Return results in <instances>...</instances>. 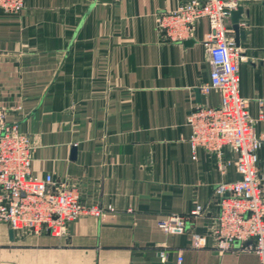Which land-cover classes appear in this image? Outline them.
<instances>
[{"label":"crops","instance_id":"1","mask_svg":"<svg viewBox=\"0 0 264 264\" xmlns=\"http://www.w3.org/2000/svg\"><path fill=\"white\" fill-rule=\"evenodd\" d=\"M189 0H25L0 11V108L35 144L31 172L75 186L84 205L109 206L82 215L57 237L13 232L0 221V264H259L254 252H218L210 236L192 248V232L208 235L218 213L214 186L236 179L216 169V157L188 142L186 116L217 106L203 45L208 24L172 41L155 27L156 14ZM203 1V0H201ZM242 8L237 47L239 91L264 132V0ZM226 24L231 29L230 17ZM227 158L234 156L225 152ZM264 198V144L258 151ZM196 203L197 217L188 215ZM186 216L183 234L156 222ZM165 250L161 260L159 251Z\"/></svg>","mask_w":264,"mask_h":264},{"label":"built area","instance_id":"2","mask_svg":"<svg viewBox=\"0 0 264 264\" xmlns=\"http://www.w3.org/2000/svg\"><path fill=\"white\" fill-rule=\"evenodd\" d=\"M235 0H189L175 10L156 14L155 27L169 40L181 41L190 36L194 24L205 18L208 24L203 45L210 59L209 81L200 86L202 93L219 92L217 106H195L186 116L190 127L188 142L195 158L197 149L212 153L216 169L226 175L230 166L236 179L219 181L213 189L218 213L208 235L192 232L190 246L203 248L207 237L218 252H254L264 264V198L258 178V151L264 144V132H257V119L249 114L246 98L239 91V62L242 56L226 24ZM25 0H0V11L16 13ZM0 108V221L13 232L36 236L44 233L57 237L68 234L69 224L82 215L100 217L108 208L97 204L84 205L75 186L55 182L52 174L42 177L31 172L35 144L19 130L16 123L6 120ZM234 154L227 158L225 152ZM203 206L196 203L188 215L197 217ZM186 216L172 213L160 218L156 225L165 234H183ZM161 260L166 251H159ZM182 261L181 254L177 264Z\"/></svg>","mask_w":264,"mask_h":264},{"label":"water","instance_id":"3","mask_svg":"<svg viewBox=\"0 0 264 264\" xmlns=\"http://www.w3.org/2000/svg\"><path fill=\"white\" fill-rule=\"evenodd\" d=\"M242 8L240 5H237L236 9H233L230 13V19L232 23V30L234 33V43L236 47L239 46L240 40L244 38V31L239 28V19L241 18ZM13 231L9 230V238L12 239Z\"/></svg>","mask_w":264,"mask_h":264}]
</instances>
